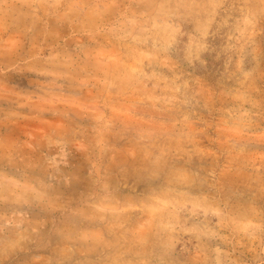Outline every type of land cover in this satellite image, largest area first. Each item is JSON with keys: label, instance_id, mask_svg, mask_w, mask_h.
<instances>
[{"label": "rangeland", "instance_id": "rangeland-1", "mask_svg": "<svg viewBox=\"0 0 264 264\" xmlns=\"http://www.w3.org/2000/svg\"><path fill=\"white\" fill-rule=\"evenodd\" d=\"M0 264H264V0H0Z\"/></svg>", "mask_w": 264, "mask_h": 264}]
</instances>
